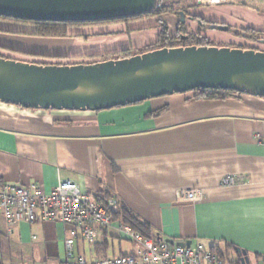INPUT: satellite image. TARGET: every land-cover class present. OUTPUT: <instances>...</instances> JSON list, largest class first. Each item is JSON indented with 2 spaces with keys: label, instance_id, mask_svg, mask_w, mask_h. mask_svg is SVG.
<instances>
[{
  "label": "crops",
  "instance_id": "crops-1",
  "mask_svg": "<svg viewBox=\"0 0 264 264\" xmlns=\"http://www.w3.org/2000/svg\"><path fill=\"white\" fill-rule=\"evenodd\" d=\"M228 9L219 12L231 26L263 25L260 9ZM193 11L188 14L208 20ZM138 28L128 37L120 34V43L111 40L112 48L92 51L155 43L157 25ZM132 36L145 43L134 44ZM227 177L239 180L225 186ZM61 180L100 201L116 197L149 224L156 239L190 240L191 245L201 239L226 259L234 260L237 248L251 263L262 264L264 98L233 94L208 100L191 91L97 111L24 109L0 102V183L37 184L49 191ZM187 190L202 195L195 201L178 198ZM66 233L63 224L48 221L20 222L9 231L0 213V258L4 246L44 264H68L77 256L114 258L141 248L112 225L98 229L94 243L75 242L69 257Z\"/></svg>",
  "mask_w": 264,
  "mask_h": 264
},
{
  "label": "water",
  "instance_id": "water-1",
  "mask_svg": "<svg viewBox=\"0 0 264 264\" xmlns=\"http://www.w3.org/2000/svg\"><path fill=\"white\" fill-rule=\"evenodd\" d=\"M155 4L156 0H0V16L27 21L98 22L150 13ZM178 15L184 23L185 13L179 11ZM207 28L238 31L221 23H209ZM197 89L230 90L264 98V51L188 45L67 65L0 56V102L24 109L97 111ZM164 241L191 245L190 240ZM237 252L240 264H260L251 263L245 251Z\"/></svg>",
  "mask_w": 264,
  "mask_h": 264
},
{
  "label": "built area",
  "instance_id": "built-area-1",
  "mask_svg": "<svg viewBox=\"0 0 264 264\" xmlns=\"http://www.w3.org/2000/svg\"><path fill=\"white\" fill-rule=\"evenodd\" d=\"M211 5H231L245 3L264 13V0H200ZM162 0H156L155 8H160ZM239 177H227L222 184L233 185ZM202 191L187 190L180 192L178 198L187 201L200 199ZM119 201L109 196L105 201L82 192L77 184L61 180L49 191L41 190L37 184L28 186L7 185L0 183V213L8 230L20 222L34 223L48 221L61 223L66 229L65 244L72 255V248L77 241L94 243L98 229L114 225L119 235L140 244L135 254L121 255L114 258L86 260L82 256L74 257L68 264H234L225 261L206 249L201 239H196L189 247L170 245L164 239L147 238L133 231L129 225L114 219L119 211ZM34 238V237H33Z\"/></svg>",
  "mask_w": 264,
  "mask_h": 264
},
{
  "label": "rangeland",
  "instance_id": "rangeland-1",
  "mask_svg": "<svg viewBox=\"0 0 264 264\" xmlns=\"http://www.w3.org/2000/svg\"><path fill=\"white\" fill-rule=\"evenodd\" d=\"M199 1L200 0H162L161 7L168 6L175 12L190 11V13L194 12L193 10L196 9V11L203 14V16L206 15V18L208 19L205 20L206 23H224L222 20L229 17L225 14L222 19L223 13L219 12L221 10L227 11V9L230 8L232 11V8L234 7L245 9L255 8L254 6H252V4H250L251 6L244 7L228 5L218 6L207 3H200ZM229 16L232 15L229 13ZM160 18L168 26L169 34L171 36H176L177 33L175 28L178 22V16L176 14L168 13L160 16ZM157 19L158 18L156 16H150L146 18H139L135 20L126 21L123 23L118 22L114 24L105 25L71 27L68 30L69 36L63 38H42L33 36L32 33L35 28L30 24L0 20V56L18 61L35 62L43 64H87L98 62L99 59L103 58V55L97 54L102 53L101 51H92L94 49H97V46L101 47L102 49H110L112 48L111 40L115 39V37L120 39V43L122 39L120 37V34H123L124 36L128 37L130 36V33L133 34L134 32L140 31L137 30L139 29L138 27H147L148 29L156 25L158 26L159 21H157ZM225 21L233 23V21L231 20ZM129 24L132 25L130 26ZM135 24H137V26ZM196 24L191 23L188 20V23L186 25V34L189 35L193 33V30L197 27ZM236 26L230 27H232L233 29H239L242 27L248 28V26L242 24V22L237 23ZM127 29H133L129 32V35L125 34V31ZM201 30V32L203 33V38L212 42L232 44L240 47L255 48L261 51L264 50V42H262V40L264 39L261 38H258V41L246 40L243 37L241 38L234 36L232 32H221L214 29H208L206 28V24L205 27ZM107 32H114V34L109 37H94L95 34ZM76 34H81L88 38L85 39L84 36L74 37L73 35ZM132 38H134V44L138 45L139 43L140 45H143L145 43L143 40H140L138 42V40L135 39V36H132ZM144 47L145 46H129L126 47V49L129 48L131 52H135L136 50L142 49ZM117 49H120V47ZM94 53L98 56L93 55ZM3 251L5 254L3 258H0V264H44V262H42L40 258H35L34 260H32L30 256L17 254L12 247L7 249L4 246ZM49 264L52 263L49 262Z\"/></svg>",
  "mask_w": 264,
  "mask_h": 264
},
{
  "label": "trees",
  "instance_id": "trees-1",
  "mask_svg": "<svg viewBox=\"0 0 264 264\" xmlns=\"http://www.w3.org/2000/svg\"><path fill=\"white\" fill-rule=\"evenodd\" d=\"M228 6H248L245 3H236V4H231ZM179 12V11H178ZM178 12H175L168 6H163L160 8H154L152 12L146 13L140 16H135V17H130V18H120V19H114V20H107V21H98V22H44V21H27V20H17V19H11V18H6L3 16H0L1 21H9V22H16V23H25V24H30L32 25L35 30L33 31L32 35L37 36V37H50V38H63L69 36L68 30L71 27H81V26H93V25H105V24H114L118 22H126L130 20H135L139 18H146V17H154L156 16L159 21L158 28V36L155 41V43L145 46L142 49L136 50L135 52H131L129 48H120L114 51H106L102 53H97L99 55H103V58L99 59V61H105V60H110V59H121V58H126L130 57L136 54H140L143 52L151 51L154 49H159V48H164V47H177V46H188V45H195V46H229V47H238V48H243V49H253V50H259L255 48H248V47H240L232 44H222V43H217V42H212L209 40H206L203 38V33L201 32L206 24L209 23H214V22H209L206 23L205 19L199 17V16H193L188 14V11H183L185 13V22L181 23L179 21V15ZM176 14L178 16V22L176 25V36H171L169 34L168 26L166 23L160 18V16L165 15V14ZM187 20L192 21L193 23H197L196 29L193 30V33L191 34H186L187 32ZM220 24V23H217ZM221 24H226L230 29H233L230 27L231 25H228L227 23H221ZM235 29V28H234ZM238 31L237 32H232L229 30L228 32H232L234 36L236 37H243L246 40L250 41H258V38L264 39V21L263 25L260 29L254 28V27H248V28H236ZM132 31V29H127L125 31V34L129 35V32ZM242 33L245 36H242ZM114 32H107V33H99L95 34L94 37H109L113 35ZM74 37H83L84 35L81 34H76L73 35ZM181 36H184L185 38L182 40ZM85 39L88 37L84 36ZM87 54V53H86ZM93 54V55H97ZM92 55V54H91ZM98 56V55H97ZM2 57V56H1ZM5 58V57H3ZM8 59V58H6ZM35 63V62H31ZM94 63V62H93ZM37 64H43V63H37ZM46 65V64H43ZM56 65H67V64H56ZM194 96L198 99H208V100H220V99H225L233 94H239L237 92H233L230 90H214V89H197L194 90ZM114 219L116 221H119L123 224L129 225L130 228L138 232L144 237L147 238H153L156 240V237L151 236L150 233V226L146 222L140 220L136 216H134L129 210H127L124 206L119 207L118 213L114 216ZM236 250V258L234 260L232 259H226V257L218 252L211 251L212 253H215L217 256H219L221 259L225 261L232 262L234 264H240V258L241 255L238 254L237 248Z\"/></svg>",
  "mask_w": 264,
  "mask_h": 264
},
{
  "label": "flooded vegetation",
  "instance_id": "flooded-vegetation-1",
  "mask_svg": "<svg viewBox=\"0 0 264 264\" xmlns=\"http://www.w3.org/2000/svg\"><path fill=\"white\" fill-rule=\"evenodd\" d=\"M194 16V15H193ZM182 37V36H181ZM183 40V39H182Z\"/></svg>",
  "mask_w": 264,
  "mask_h": 264
}]
</instances>
